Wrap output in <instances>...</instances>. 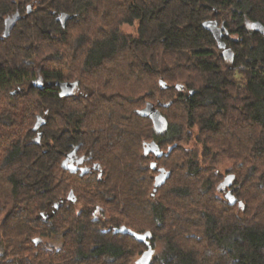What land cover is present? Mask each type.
<instances>
[{"label": "trees", "instance_id": "1", "mask_svg": "<svg viewBox=\"0 0 264 264\" xmlns=\"http://www.w3.org/2000/svg\"><path fill=\"white\" fill-rule=\"evenodd\" d=\"M136 262L264 264V0H0V264Z\"/></svg>", "mask_w": 264, "mask_h": 264}, {"label": "water", "instance_id": "2", "mask_svg": "<svg viewBox=\"0 0 264 264\" xmlns=\"http://www.w3.org/2000/svg\"><path fill=\"white\" fill-rule=\"evenodd\" d=\"M10 22H12V21L11 20H6V22H5V28H4V31H3L1 37H6L9 34L10 29L12 27V24ZM207 23H208V26L213 31L217 32L218 34L221 33V29L219 27H217V23L214 20H209ZM161 84L162 85H165V82L164 81H161ZM72 85H74V84L73 83H70V82L60 83V86H61V88H62V90H63L64 93H68L66 87L68 86V88L71 90ZM15 92H17V90H14L13 91V93H15ZM41 118H42L41 116H38L37 122H36L34 128H38L39 122H40ZM38 137H39V134H38ZM162 172H163V170L160 171L159 176L162 175Z\"/></svg>", "mask_w": 264, "mask_h": 264}, {"label": "rangeland", "instance_id": "3", "mask_svg": "<svg viewBox=\"0 0 264 264\" xmlns=\"http://www.w3.org/2000/svg\"><path fill=\"white\" fill-rule=\"evenodd\" d=\"M85 19H82V21H84ZM90 25H89V23L87 24L86 22H84L83 24H80V25H75V26H72L71 27V31L72 32H76V31H82V30H84V29H86V30H88V27H89ZM217 27H218V25H217ZM124 29H126V30H129L130 28H129V26H124L123 27ZM88 32H90L89 30H88ZM161 81H164V80H162V79H160L159 80V82L161 83ZM165 82V81H164ZM166 84V83H165ZM225 169H227L226 168V165H224V166H222L221 167V171L223 172V171H225ZM162 170V169H161ZM163 173V172H162ZM161 176V175H160ZM45 241H47L48 242V244L49 245H51V246H58V245H60L61 244V240L60 239H58V238H56V237H54V238H45ZM136 264H138L137 262H136Z\"/></svg>", "mask_w": 264, "mask_h": 264}, {"label": "flooded vegetation", "instance_id": "4", "mask_svg": "<svg viewBox=\"0 0 264 264\" xmlns=\"http://www.w3.org/2000/svg\"><path fill=\"white\" fill-rule=\"evenodd\" d=\"M73 88H74V85H72L71 90L68 88V86L66 87V89H67L68 92L72 91Z\"/></svg>", "mask_w": 264, "mask_h": 264}]
</instances>
